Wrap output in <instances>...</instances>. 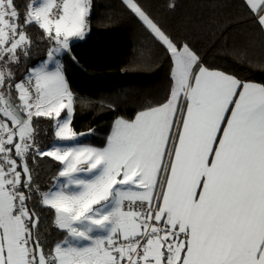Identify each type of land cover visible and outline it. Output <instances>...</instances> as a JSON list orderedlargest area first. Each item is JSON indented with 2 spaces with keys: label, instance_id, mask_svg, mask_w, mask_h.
Wrapping results in <instances>:
<instances>
[{
  "label": "snow or ice",
  "instance_id": "snow-or-ice-1",
  "mask_svg": "<svg viewBox=\"0 0 264 264\" xmlns=\"http://www.w3.org/2000/svg\"><path fill=\"white\" fill-rule=\"evenodd\" d=\"M122 4L167 57L169 88L116 116L101 146L80 109H121L81 96L63 61L79 65L93 0H0V264H264V81L210 63L141 0ZM239 7L264 35V0Z\"/></svg>",
  "mask_w": 264,
  "mask_h": 264
},
{
  "label": "trees",
  "instance_id": "trees-1",
  "mask_svg": "<svg viewBox=\"0 0 264 264\" xmlns=\"http://www.w3.org/2000/svg\"><path fill=\"white\" fill-rule=\"evenodd\" d=\"M176 7L170 9L168 3ZM144 8L169 32L190 41L210 63L227 67L245 79L264 81V35L244 19L239 0H141ZM91 31L75 41L72 53L79 65L63 57L72 87L81 96L116 101L118 112L93 106L81 108L76 125L96 128L90 142L103 145L116 116L134 118L140 104L162 99L169 88V63L164 52L152 41L137 18L122 4V0H93ZM38 35V29H32ZM246 44L251 59L235 57L232 45ZM45 45L40 44L34 62L44 58ZM23 71V69H21ZM42 137L45 141L50 138ZM49 171L41 177L46 181ZM41 229L50 240L63 234L52 224L50 213H42Z\"/></svg>",
  "mask_w": 264,
  "mask_h": 264
},
{
  "label": "rangeland",
  "instance_id": "rangeland-1",
  "mask_svg": "<svg viewBox=\"0 0 264 264\" xmlns=\"http://www.w3.org/2000/svg\"><path fill=\"white\" fill-rule=\"evenodd\" d=\"M76 41H78V40H76ZM75 42V41H74Z\"/></svg>",
  "mask_w": 264,
  "mask_h": 264
},
{
  "label": "crops",
  "instance_id": "crops-1",
  "mask_svg": "<svg viewBox=\"0 0 264 264\" xmlns=\"http://www.w3.org/2000/svg\"><path fill=\"white\" fill-rule=\"evenodd\" d=\"M79 41V40H78Z\"/></svg>",
  "mask_w": 264,
  "mask_h": 264
}]
</instances>
